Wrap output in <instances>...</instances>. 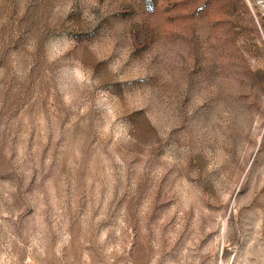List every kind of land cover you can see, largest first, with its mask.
<instances>
[{
	"label": "rangeland",
	"instance_id": "1",
	"mask_svg": "<svg viewBox=\"0 0 264 264\" xmlns=\"http://www.w3.org/2000/svg\"><path fill=\"white\" fill-rule=\"evenodd\" d=\"M0 264H264V0H0Z\"/></svg>",
	"mask_w": 264,
	"mask_h": 264
}]
</instances>
